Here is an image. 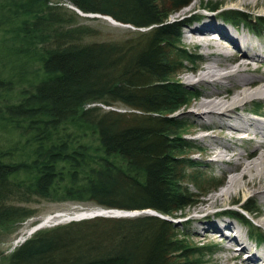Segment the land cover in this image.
<instances>
[{
  "label": "trees",
  "instance_id": "1",
  "mask_svg": "<svg viewBox=\"0 0 264 264\" xmlns=\"http://www.w3.org/2000/svg\"><path fill=\"white\" fill-rule=\"evenodd\" d=\"M65 1L136 29L102 39L58 1L0 0V243L40 200L177 219L211 191L198 170L190 175L193 145L173 115L194 99L176 78L193 53L185 21L170 16L193 0ZM227 17L258 29L245 12ZM244 208L254 212L251 201ZM184 230L151 214L98 216L40 229L6 255L0 248V264H189L202 248Z\"/></svg>",
  "mask_w": 264,
  "mask_h": 264
},
{
  "label": "rangeland",
  "instance_id": "2",
  "mask_svg": "<svg viewBox=\"0 0 264 264\" xmlns=\"http://www.w3.org/2000/svg\"><path fill=\"white\" fill-rule=\"evenodd\" d=\"M56 1L65 7L63 8L64 12H68V8L73 11L75 10L79 15L76 20L77 23L95 29L102 39L124 40L132 36L136 29L134 26L122 23L112 16L86 14L75 9L73 5L68 4L65 0H52V2ZM235 11L247 13L249 20L257 24L258 36H254L253 34H249V36L260 47L262 45L264 46V28L260 24V22H262L261 17L264 18V0H260L257 6L253 5L252 7L241 6L237 3V0H193L189 6L184 7L170 16L171 21H185L186 27H184L182 31V44L189 52L193 53L190 59L191 62L185 63L186 68L183 70L184 72L178 74L176 77L177 80L192 91L194 95V99L190 104L183 106L173 114L185 124V127L177 134H181L184 139L190 141L193 145L186 151V156L194 159L197 165V167L188 169L190 175L198 170L202 175V179L206 182L205 189L211 188V191L207 193L206 196L200 198V202L196 206L188 209L183 217L175 219L180 227L185 229L184 231L188 236L190 246L202 248V252L190 254L187 260L189 264H243L242 261H246L249 252L241 251V246L236 243H231L225 235L229 230L224 228L223 224L229 221L236 225L241 238L253 248V251H255L254 247L257 244L258 250L261 252L264 260V241H258L256 238L257 236H252L248 223L237 218V212L243 213L254 223L258 232L264 233V198L255 196V188H247L245 191H239L237 189L231 197H224L215 204L209 203L211 201V196L224 188L230 176L237 173L241 168L236 161L237 153L240 151L246 154L252 152L257 147V141L261 137L252 134L248 138H243L237 141V144H234L237 139L236 136L240 134L232 135L224 131L221 126L216 125L210 118L204 115L201 116L202 119L197 117L199 116L197 111L199 110L200 102L208 97L206 96L207 92H211L217 87L216 83L212 81L198 82L196 80L199 78L198 75L201 73L202 69L211 61L216 60L221 64V69L225 71L229 70V65L235 63V61L232 60L231 55L219 56L217 54L218 50L214 47H202L192 38L193 34L190 28L199 24L201 25L209 19L211 21L215 20L222 22L228 26H236L239 28L240 32H245L246 25H244L243 22L239 21V23L236 24V20L233 21V19L230 20L227 17ZM231 22L234 23V25H231ZM232 52H236L239 56L242 55V52H238L235 49H232ZM251 66L253 73H250L249 76L252 75L254 78L260 79L261 74H264V64L253 61ZM255 68H257V70H255ZM218 86L227 89L229 95H233L236 90L240 89V84L235 79H225ZM245 103V106L238 108L235 113H232L231 117L226 120L233 122L237 116L264 120V103L262 101L258 100L257 97H251L247 99ZM114 109L121 112L130 110L126 106ZM212 143L214 144L211 145ZM232 144H234V148H232L234 150H231L230 145ZM220 150H227L225 153L223 152L225 155L222 157V161L216 160V158L219 157L216 156L215 151ZM188 187L192 192H199L198 187L194 184L190 183ZM248 201H251L254 212L245 211L244 204H247ZM29 207L35 209L36 214L25 220L17 233L10 237L3 238L0 243L3 254L6 255L10 253L16 246L23 243L25 240L20 243H16V241L27 230L40 224L48 216L56 215L57 213L73 214L77 210H88L91 212L100 211V209L92 203L77 204L71 201L52 202L40 200L29 204ZM186 221L187 225L184 226L183 222ZM56 222L42 229L60 224H67L72 221L59 222L57 224ZM215 222L222 227V230H206L208 224H213ZM34 233L35 232L29 237Z\"/></svg>",
  "mask_w": 264,
  "mask_h": 264
},
{
  "label": "bare ground",
  "instance_id": "3",
  "mask_svg": "<svg viewBox=\"0 0 264 264\" xmlns=\"http://www.w3.org/2000/svg\"><path fill=\"white\" fill-rule=\"evenodd\" d=\"M259 1L260 0H237V3L244 7H252L253 5L257 6ZM235 23L237 24L239 22L237 21ZM230 24L234 25L232 22ZM244 25L246 24L244 23ZM235 27L208 19L203 24L190 28L193 34L192 38L202 47H214L218 50L217 54L219 56L231 55L232 60L235 61V63L229 65V70L225 71L221 69V64L216 60L211 61L202 69L201 73L198 75L199 78L196 80L198 82L212 81L216 83L217 87L215 90L206 93L208 97L200 102V107L197 111L199 116L197 117L202 119L201 116L204 115L210 118L216 125L221 126L224 131L232 135L240 134L236 136L237 139L234 144H237L236 142L243 138H248L252 134L261 137L257 141V147L252 152L246 154L240 151L237 153L236 161L241 168L237 173L230 176L224 188L211 196L210 204H215L224 197H231L237 189L239 191H245L247 188H255V196L264 198V120H255L242 116H237L233 122L226 120L231 117V114L235 113L238 108L245 106V102L251 97H257L258 100L264 103V74H261L260 79L254 78L252 75L249 76L250 73H253L251 66L253 61L264 64V46L262 45L260 47L249 36V34L258 36L259 33L257 30H252L246 25L245 32H240L239 28ZM232 49L242 52V55H237L236 52H232ZM255 70H257V68H255ZM225 79L237 80L240 84V89L236 90L233 95H229L227 89L218 86ZM213 144L214 143L211 145ZM234 144H232L233 146L230 145L231 150H234L232 149L234 148ZM226 151H215L216 156L219 157L216 158V160L222 161V157L225 155L224 153ZM86 212L90 211L77 210L73 214L57 213L56 215L48 216L38 225L43 228L50 226L56 221H72L73 218L82 216ZM223 225L224 228L230 231L225 234L229 241L233 244L236 243L240 245L241 251L249 252L246 261H242L243 264H264L263 256L258 250L257 244L255 245L256 248L254 247L255 251H253V248L241 238L239 230L233 222L229 221ZM34 228L35 226L27 230L16 243H20L25 238L29 237L34 232ZM206 228V230H222V227L216 222L208 224Z\"/></svg>",
  "mask_w": 264,
  "mask_h": 264
},
{
  "label": "water",
  "instance_id": "4",
  "mask_svg": "<svg viewBox=\"0 0 264 264\" xmlns=\"http://www.w3.org/2000/svg\"><path fill=\"white\" fill-rule=\"evenodd\" d=\"M151 214V215H155V216H159L161 218H165V219H169L172 221L177 222L175 219H172L168 216L162 215L160 213H158L157 211L148 209V210H144V211H134V212H129V211H116V210H100L97 212H86L84 215L79 216L77 218H73L72 221H79V220H83V219H90V218H94V217H98V216H102V217H111V218H120V217H134V216H138L140 214ZM61 221L56 222L59 223ZM42 229V226L38 225L35 226V228L33 229L34 232L38 231ZM26 240V238L24 239ZM23 240V241H24Z\"/></svg>",
  "mask_w": 264,
  "mask_h": 264
}]
</instances>
